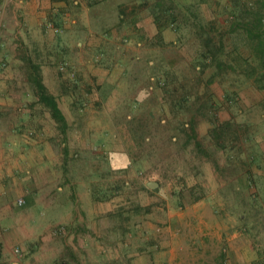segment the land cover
<instances>
[{
  "label": "rangeland",
  "instance_id": "obj_1",
  "mask_svg": "<svg viewBox=\"0 0 264 264\" xmlns=\"http://www.w3.org/2000/svg\"><path fill=\"white\" fill-rule=\"evenodd\" d=\"M221 2L223 1L207 0L203 4L205 14L212 18V11H219ZM109 22H114V19L110 18ZM154 29L150 28L151 37ZM160 31L163 45L156 43L153 38L154 40L145 44L146 49L142 50L141 47L139 53L133 56H130L135 49L133 36H128L126 40H112L105 44V51H96L95 55L90 49L84 48V52L76 48V41L80 38L71 39L69 51L65 52L66 59L53 61L50 67L40 70L42 81L58 97L59 105L69 122L65 172L72 186H76L71 190L72 196L81 197L84 209L88 207L84 202L86 197L90 201H97L98 211L102 209V222L98 220L96 232L98 242L103 244L105 250L120 246L122 260L127 254L123 250L128 245L136 246L159 240V235L166 234L164 230L168 224L174 230L180 227L195 229L196 212L210 213L217 210L237 217L242 213L247 215V225L241 230V238L248 245L250 260L253 251L256 253L264 248V215L254 211L256 208L252 206L239 164L235 161L227 164L229 160L224 153L217 150L208 139L209 123L202 118H198L195 123L196 138L210 156L207 158L197 153L191 143L182 144V125L169 116L165 118L161 107L154 104L151 96H146L147 93L143 90L146 77L150 75L148 64H168L188 59V53H192L194 48V39L181 45L177 41V32L171 25L163 26ZM209 73L210 70L205 71L202 77L206 78ZM61 74L65 77L62 78ZM62 84L66 85L65 90ZM73 84L76 87L70 92ZM24 87L23 99L32 101L34 95L28 86ZM138 91L142 95L146 93L143 103L147 105L146 111L151 109V116L146 111L140 116L131 105H127L130 101L128 99ZM245 92L246 105L250 107H244V113L237 115L236 120L240 123L248 122L244 125L251 134L259 136V139L255 138L258 141H252V144L254 142L257 147L259 142L260 148L264 149L261 111L257 107H251V103L258 97L249 91ZM211 93L221 119L237 111V106L230 107L223 102L222 88L218 82L211 85ZM73 95H81L86 99L78 102ZM34 110L40 127L43 128L41 130L55 134L53 140L59 148L62 141L53 124L45 113ZM173 134L180 138L176 144L170 141L174 138ZM130 145L136 164L130 162L128 153L125 152ZM248 145L249 142L244 148H250ZM113 155L117 159L116 165H112L114 170L109 168L108 161ZM214 164L220 170L217 171ZM120 167L126 170L118 172ZM149 181L157 182V186L149 188ZM183 185H197L196 193L201 194V198L182 206L176 205L173 192ZM103 190L106 198L95 200L94 195H103ZM198 201L201 203L196 205L195 202ZM137 204L148 205L149 212L131 213L132 207ZM120 206L126 210L118 213ZM58 228L62 230L57 231ZM64 230L61 225L56 228L57 232L63 233ZM112 254L115 252L105 251L108 258L105 264H115Z\"/></svg>",
  "mask_w": 264,
  "mask_h": 264
},
{
  "label": "crops",
  "instance_id": "obj_2",
  "mask_svg": "<svg viewBox=\"0 0 264 264\" xmlns=\"http://www.w3.org/2000/svg\"><path fill=\"white\" fill-rule=\"evenodd\" d=\"M152 7L165 5L162 0H0V264H105L110 250L115 264H249L256 258L253 251L248 260L238 217L215 211L196 212L195 229L168 224L159 240L128 245L123 260L120 246L105 250L96 233L102 209L87 197L84 209L81 197L72 196L76 186L65 172L62 144L57 148L55 134L42 131L36 106L23 99L29 57L42 69L66 59L71 39L80 38L76 48L95 55L128 36L135 37L133 56L146 49ZM59 225L63 233L56 231Z\"/></svg>",
  "mask_w": 264,
  "mask_h": 264
},
{
  "label": "trees",
  "instance_id": "obj_3",
  "mask_svg": "<svg viewBox=\"0 0 264 264\" xmlns=\"http://www.w3.org/2000/svg\"><path fill=\"white\" fill-rule=\"evenodd\" d=\"M206 2L207 0H179L175 3L174 0H162L165 7L151 8L155 31L152 37L145 33L144 39L147 44L155 39L156 43L163 45L160 29L165 25H171L176 30L177 41L181 45H185L190 39H194L195 43L192 53H188V59L175 60L168 64L157 65L154 62L148 64L150 75L146 77L143 86L147 95L144 94L151 96L154 104L161 107L165 118L169 116L182 125L184 131L182 144H193L197 153L207 158L210 154L196 138L195 123L198 118L209 123L208 139L217 150L224 153L225 158L229 160L227 164L233 161L239 164L248 195L253 202L252 206L256 208L254 211L264 215V149L260 148L259 142L257 147L254 142L252 144V141L258 140L244 125L248 122L240 123L236 120L237 115L244 113V107H250L246 105L245 89L251 88L259 94L258 99L251 103V107L260 109L264 131V0H223L219 11H212V18L204 12L203 4ZM25 62V81L34 95L31 103L51 121L67 154L69 122L59 105L58 97L42 81L40 63L30 57ZM207 70H210L208 76L202 77ZM214 82H218L222 88L223 102L230 107L237 106V111L228 119H221L218 116L217 103L211 93V85ZM62 87L64 90L67 88L64 84ZM74 87L75 84L69 91L72 92L71 89ZM139 91L128 99L130 101L127 105H131L141 116L147 105L143 103L146 96ZM73 96L78 102L86 99L81 95ZM148 109L146 113L152 115L151 109ZM173 136L174 138L170 139L171 143H178L180 138L174 134ZM248 142L251 149L244 148ZM131 146L126 147L125 152L128 153L130 162L136 164ZM108 161L109 168L113 169L117 159L113 155ZM214 167L217 171L220 170L217 164H214ZM125 170L124 167L118 168V172ZM196 192L197 185L188 187L183 185L178 191L173 192L172 197L176 205L182 206L200 199L202 195ZM102 193L103 195H94L95 200L101 201L106 198L104 190ZM118 208V213L126 210L123 206ZM132 212L134 214L149 212V206L134 205ZM217 213L222 214L223 211L217 210ZM238 219L242 230L247 225L248 217L242 213ZM1 249L0 241V254ZM256 253V258L249 264H264V248Z\"/></svg>",
  "mask_w": 264,
  "mask_h": 264
},
{
  "label": "built area",
  "instance_id": "obj_4",
  "mask_svg": "<svg viewBox=\"0 0 264 264\" xmlns=\"http://www.w3.org/2000/svg\"><path fill=\"white\" fill-rule=\"evenodd\" d=\"M47 26L51 29H53L54 32H58V29L55 28L51 22H47ZM23 200L22 199H18V203H22ZM62 229L61 228H58L57 231H61Z\"/></svg>",
  "mask_w": 264,
  "mask_h": 264
},
{
  "label": "water",
  "instance_id": "obj_5",
  "mask_svg": "<svg viewBox=\"0 0 264 264\" xmlns=\"http://www.w3.org/2000/svg\"><path fill=\"white\" fill-rule=\"evenodd\" d=\"M147 186H148L149 188H153V187L157 186V182L149 181V182H147Z\"/></svg>",
  "mask_w": 264,
  "mask_h": 264
}]
</instances>
